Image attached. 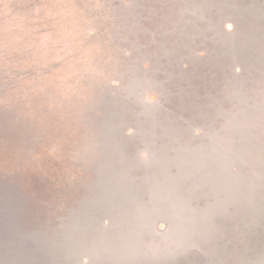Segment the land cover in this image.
Here are the masks:
<instances>
[{
    "label": "rangeland",
    "instance_id": "374dc122",
    "mask_svg": "<svg viewBox=\"0 0 264 264\" xmlns=\"http://www.w3.org/2000/svg\"><path fill=\"white\" fill-rule=\"evenodd\" d=\"M173 2L0 0V263L264 264V34H176Z\"/></svg>",
    "mask_w": 264,
    "mask_h": 264
},
{
    "label": "water",
    "instance_id": "95a60500",
    "mask_svg": "<svg viewBox=\"0 0 264 264\" xmlns=\"http://www.w3.org/2000/svg\"><path fill=\"white\" fill-rule=\"evenodd\" d=\"M182 21L191 26L193 34L202 37H212L214 34H221L231 42H237L252 23L255 28L254 36L264 34V0H183ZM189 14L194 18L187 17ZM213 20V21H211ZM231 26L230 30L225 25ZM254 41V38H252ZM209 42V41H208ZM208 60L219 56L216 50L207 46L201 48ZM210 53V55H209ZM210 58V59H209Z\"/></svg>",
    "mask_w": 264,
    "mask_h": 264
},
{
    "label": "trees",
    "instance_id": "16d2710c",
    "mask_svg": "<svg viewBox=\"0 0 264 264\" xmlns=\"http://www.w3.org/2000/svg\"><path fill=\"white\" fill-rule=\"evenodd\" d=\"M178 0H174L173 3L177 2ZM177 7V4H175ZM162 16L161 21L163 22L165 28H166V22H173L174 24H176V34H179L180 31L184 30L182 29V24L181 21L179 23V18L178 16H176L177 14L174 15V10H170L169 9V14L168 17H166V15L163 13V11H159ZM172 16V18H171ZM181 25V26H180ZM180 27V29H179ZM185 33V32H184ZM173 41H180L178 35H174L173 36ZM184 43H187L186 40L182 37L181 40ZM211 67V65L209 66ZM214 76V72L212 70H208L206 71V82L209 85L208 91L206 92L207 96L209 97V99H214V97H217L218 95L215 94V92L217 90H214L210 87V83L212 82V80ZM206 89V88H205ZM203 88H201L200 90H204ZM212 96V97H211ZM190 98V95H189ZM40 149L37 148L34 152L33 155L34 157L39 156L40 153ZM33 162V161H32ZM30 161H25L24 165L22 166L25 169V173L27 175L26 179H25V184H26V188L27 190L30 192V195H32L36 200H40L43 198H47L50 200H57V198L60 201H65V196L68 197L69 194H71V190L66 189V185L64 183L61 184H57L55 181H51L50 178L44 179L42 176V172L36 171L34 170L35 168H33V166H31L30 164L32 163ZM17 169V163H12L7 169L6 172L10 174H14L16 172ZM87 186L85 189L82 190H78L76 195H79V198H82L84 195H86V191H87ZM25 189V188H24ZM86 190V191H85ZM83 191V192H82ZM83 193V194H82ZM41 201V200H40ZM49 201V200H48ZM55 202V201H53ZM0 208H2V211L0 210V218H1V212H3L6 208L8 207H3L0 206ZM31 210V209H30ZM9 222L8 226H9V232L11 233L10 236L12 237H6L5 239L9 240V242H7V245H5L6 243L4 242V247L1 246V249L4 251V255L5 257H9L13 258V256H15V258H17V254L21 251V246H24V244L22 243V241L20 240V233H21V225H20V221L18 219H15V217L12 215L11 218L8 219ZM6 236V235H5ZM9 236V235H7ZM3 236L0 237V240L2 239ZM2 241H0V245H1ZM6 261V259H5ZM0 264H6V262L4 263H0Z\"/></svg>",
    "mask_w": 264,
    "mask_h": 264
}]
</instances>
